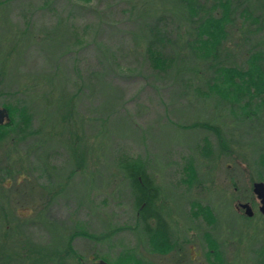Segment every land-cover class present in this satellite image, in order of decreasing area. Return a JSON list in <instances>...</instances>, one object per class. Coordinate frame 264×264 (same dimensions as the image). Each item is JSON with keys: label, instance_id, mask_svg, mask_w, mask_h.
Segmentation results:
<instances>
[{"label": "rangeland", "instance_id": "obj_1", "mask_svg": "<svg viewBox=\"0 0 264 264\" xmlns=\"http://www.w3.org/2000/svg\"><path fill=\"white\" fill-rule=\"evenodd\" d=\"M0 2V88L5 93L0 107L20 105L19 97L34 114L38 131L20 141H0V239L7 237L6 251L20 261L31 250L39 261L43 245L48 252L62 245L67 250L65 239L84 230L105 236L71 239L72 251L82 259L72 253L65 264L101 259L123 264L124 254L141 264L174 261V251L158 257L149 250L142 226H135L132 188L119 165L129 156L146 161L162 187L166 219L177 241H187L181 244L185 258L180 264L217 262L206 255L201 236L207 229L220 241L241 238L243 244L231 250L232 264L264 260V217L256 213L248 219L237 207L239 200L256 210L259 202L252 184L264 182L258 178L264 176L259 163L264 110L250 105L246 116L243 101L216 106L214 93H200L206 91L204 82H211L213 64L245 67L253 52L264 56V0H233V22L217 56L197 61L187 42L194 31L177 0ZM198 3V10L206 4ZM157 30L167 54L179 51L175 67L166 72L154 70L146 57V44ZM61 92L77 96L75 126L65 125ZM207 120L217 121L226 151L213 131L186 127ZM204 137L213 149L208 159L200 152ZM73 145H81L76 154L85 158L86 167L70 177L77 168ZM9 162L16 163L14 170H7ZM188 164L197 171L191 185L183 180ZM195 199L215 213L210 228L202 216L188 218ZM248 246H255L252 253Z\"/></svg>", "mask_w": 264, "mask_h": 264}, {"label": "trees", "instance_id": "obj_2", "mask_svg": "<svg viewBox=\"0 0 264 264\" xmlns=\"http://www.w3.org/2000/svg\"><path fill=\"white\" fill-rule=\"evenodd\" d=\"M232 1L233 0H205L207 5L203 4V6H199V11L195 6L199 5L198 0H177L179 10L187 13L185 18H187L191 29L194 31L193 39L190 42H187L190 50H192L193 55L196 58V61L199 59L207 60L217 56L216 53L218 49H220L227 37V26L233 22V17L231 15L233 8ZM2 4L3 3L0 2V5ZM246 19L247 18L244 20ZM64 33L66 35L65 30ZM151 38L152 39L149 40L148 44H146L145 49L146 57L154 70L166 72L167 70L174 68L175 57L179 51L174 49L170 52L171 55L167 54L165 52V40L160 35L158 30L154 32ZM179 48L181 47L179 46ZM179 48L177 47L178 50ZM262 59H264V56L260 53L253 52L244 60L243 63L245 64V67L237 65H214L212 63L214 74L211 76V82L204 80L206 91H201L200 93L202 95L205 92L208 94L210 92L214 93L216 106L221 104L224 105L227 100L230 102H238L239 100L243 101L241 107L244 108L246 116H248V113L246 112L251 110V108H249L250 105H253V108H255L257 112L264 110V68L261 62ZM0 61L2 60L0 59ZM1 82L2 75H0V85ZM4 94V91L0 88V97ZM7 94H9V92ZM61 94L62 95H59V97L63 99V103L65 102V106L67 107V111L62 115V117L66 116L65 122L68 124L65 125L67 127L75 126L73 114L74 109L78 112L76 106L77 96L65 95L64 92H61ZM64 96H66V99ZM17 99L20 102V105H13L9 103L1 104L8 108L11 115V121L5 123L4 125H0V141L10 137L15 142L16 140L20 141L26 139L29 134H38V131L33 129L34 114L30 111V108L26 104H23L24 102L22 103V100H20L19 97ZM222 108L224 109V107ZM247 108H249L248 111L246 110ZM216 122L217 121L209 120L204 122H194L186 127H198L213 131L218 138L219 145L223 148L222 150L226 151L227 143L223 138L219 125H217ZM27 128L28 131H26ZM11 130L15 133L11 132ZM202 142L200 152L206 159H208L213 154L212 144L207 137H204ZM75 146L76 145H73L74 154L72 156L73 158L75 157L74 159L77 161L75 165L77 168H74L71 171V174L69 175L70 177L78 173L77 169H84L86 167L85 158L76 154V148L79 151L81 145H78L77 147ZM30 147L34 149V145ZM81 155L84 157V154L81 153ZM259 158V163L262 167H264V151L259 153ZM121 159L122 160L119 162V165L124 171V175L127 179H129L132 194L134 196V204L137 210L135 226H139V224L142 226L143 232L147 236L149 250L166 254L172 249L181 247V244L187 241H177V234L169 225L170 220L168 219L167 221L166 219L167 209H165L164 204H158V200L162 199L160 193L162 191V187L154 180V176L148 171L146 161H143L139 157L130 158L129 156H124ZM8 165L7 170H14V168H16V163L9 162ZM183 173L186 175V178L183 180L185 182H189L188 185H191L192 181L197 178V171L192 164H188L184 167ZM258 178L260 180H264L263 175H260ZM16 195H12L9 202L10 200L14 201ZM202 205L203 204H201L199 200L195 199L191 201L189 204L191 219H196L198 216H202L204 222L208 228H210V226L215 223L217 217L208 204ZM78 235L89 236L96 239H101L105 236V234H89L84 230L74 231L70 236H68V238L66 237L67 239H65L69 240L67 250L64 245L53 248L50 252L45 250L46 245L39 248L42 249L40 253H42L43 257L39 259L41 264L44 260L46 262L50 261L52 264H65L64 258L68 257L72 253L79 260L82 259L78 253L72 251L71 239ZM4 236H6V234ZM201 237H203L207 243V258L209 259V256H212L215 260H218V239L209 229L204 230ZM6 240L7 237H5L3 241L0 239V264H40L38 263L39 261L35 260L34 256L29 255L31 250H28V254L24 256L25 258L21 256L22 259L18 261V258H16L12 252L9 251L10 249H7L6 251V248L4 247V241ZM25 252H27V250ZM63 253H66V255L64 256ZM51 254H55V256H52ZM124 255L125 256H122V258H124L123 264H141V262L135 259L132 254ZM60 258L61 260H59ZM211 263L217 264V262L214 263V261ZM117 264H122L121 259L117 262Z\"/></svg>", "mask_w": 264, "mask_h": 264}, {"label": "flooded vegetation", "instance_id": "obj_3", "mask_svg": "<svg viewBox=\"0 0 264 264\" xmlns=\"http://www.w3.org/2000/svg\"><path fill=\"white\" fill-rule=\"evenodd\" d=\"M5 107V106H4ZM0 108H2V107H0ZM7 110H8V108L7 107H5ZM8 113H10L9 112V110H8ZM5 124V122L4 123H2V124H0V125H4ZM27 179H29V178H26V180ZM20 191V190H19ZM254 194V193H253ZM16 195V194H15ZM254 196H255V194H254ZM256 197V196H255ZM162 199H159L158 200V204H160V203H162V201H161ZM258 200V199H257ZM161 201V202H160ZM259 201V200H258ZM239 203H242V201H237V205H239ZM244 203H247V202H244ZM259 206H260V202H258V205L256 204V205H254L253 206V208L254 209H256V210H253L252 209V211H253V213H252V215L251 216H247L246 218H248V219H252L254 216H256V213H259V215L260 216H262V217H264V214H262L260 211H259ZM238 207V206H237ZM252 208V207H251ZM238 209H240V210H243L244 211V209H242V208H240V207H238ZM256 211V212H255ZM244 214H245V212H244ZM246 215V214H245ZM187 216H188V218H190L191 219V213L190 212H188V214H187ZM177 234V233H176ZM235 237V236H234ZM234 237H232V238H230L231 240H229V239H226L227 238V236H226V238L225 239H223V240H221L220 241V239L219 240H217V246H218V260H217V264H232V261H233V255H232V253H231V250H234V246H237V244H243V241L241 240V238H239V239H236V238H234ZM203 238V237H202ZM202 241H203V239H202ZM230 242L229 243V245L227 246V242ZM250 246V245H249ZM248 246V247H249ZM255 247V246H254ZM253 246H251V247H249V249H248V251H251V253L253 252V248H254ZM181 248L182 247H178V249H180V251L179 250H177V249H172V250H170L169 252H167L166 254H161V253H158V252H153L155 255H157L158 257L160 256V255H167V254H169L170 252H172L173 253V251H174V261H172V262H170L169 264H180V262L182 263L183 262V260H184V258H185V256L182 254L183 252H182V250H181ZM230 249V250H229ZM230 253V254H229ZM250 253V254H251ZM95 262V261H94ZM109 264V263H108ZM254 264H264V260L262 259V260H257L256 261V263H254Z\"/></svg>", "mask_w": 264, "mask_h": 264}, {"label": "water", "instance_id": "obj_4", "mask_svg": "<svg viewBox=\"0 0 264 264\" xmlns=\"http://www.w3.org/2000/svg\"><path fill=\"white\" fill-rule=\"evenodd\" d=\"M9 120L10 116L8 110L5 107L0 108V124L4 123L5 120ZM252 191L255 194L256 198L260 202L259 211L264 214V182L255 181L252 184ZM238 207L244 209V212L247 216H251L253 211L251 206L248 203H239ZM88 264H108L107 261L101 259L96 262H91Z\"/></svg>", "mask_w": 264, "mask_h": 264}]
</instances>
